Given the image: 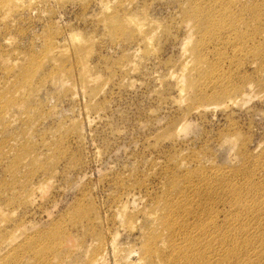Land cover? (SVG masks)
<instances>
[{
	"label": "rangeland",
	"instance_id": "rangeland-1",
	"mask_svg": "<svg viewBox=\"0 0 264 264\" xmlns=\"http://www.w3.org/2000/svg\"><path fill=\"white\" fill-rule=\"evenodd\" d=\"M263 206L264 0H0V264L174 263L164 217Z\"/></svg>",
	"mask_w": 264,
	"mask_h": 264
},
{
	"label": "bare ground",
	"instance_id": "bare-ground-1",
	"mask_svg": "<svg viewBox=\"0 0 264 264\" xmlns=\"http://www.w3.org/2000/svg\"><path fill=\"white\" fill-rule=\"evenodd\" d=\"M109 21L111 25H116L118 23L114 18L109 19ZM125 24L126 26H135L137 29L140 28L139 23L132 19L126 21ZM58 54L62 57L66 56L67 51L59 50ZM81 77L87 80L89 78L85 68L82 69ZM14 105L19 106L20 103L16 101ZM234 195L238 196L237 193ZM239 195H241V193ZM186 200L187 199H183V201L177 203L175 207H182V211L186 210L185 206H187L186 203H188ZM184 201H186V203H183ZM253 208L254 207L249 206L245 211L251 212ZM0 214L2 216V213ZM256 215L258 216L255 220L262 214ZM244 219L246 218L241 217L240 222L237 224H242V220ZM173 223L174 222L167 216L162 220L163 226L171 231L172 234L180 235L183 243H177V241L174 240L170 241L169 248L165 250L176 255L175 257L177 260L174 261V263L165 262L164 264H264V230L258 231V228H253V231L239 230L233 234H220L217 233L215 226L205 224L201 220H196L195 223L187 227L181 225L180 222L172 226ZM158 251L161 254L163 253L161 250Z\"/></svg>",
	"mask_w": 264,
	"mask_h": 264
}]
</instances>
